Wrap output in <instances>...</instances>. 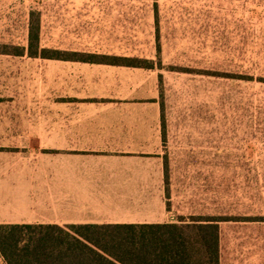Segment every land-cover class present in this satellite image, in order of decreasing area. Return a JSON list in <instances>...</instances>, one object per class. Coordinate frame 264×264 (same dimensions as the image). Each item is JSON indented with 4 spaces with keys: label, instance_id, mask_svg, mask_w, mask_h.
<instances>
[{
    "label": "rangeland",
    "instance_id": "rangeland-1",
    "mask_svg": "<svg viewBox=\"0 0 264 264\" xmlns=\"http://www.w3.org/2000/svg\"><path fill=\"white\" fill-rule=\"evenodd\" d=\"M32 12L43 48L159 70L174 217L264 216V0H0V44L28 45ZM220 226L221 264H264V222Z\"/></svg>",
    "mask_w": 264,
    "mask_h": 264
},
{
    "label": "crops",
    "instance_id": "crops-1",
    "mask_svg": "<svg viewBox=\"0 0 264 264\" xmlns=\"http://www.w3.org/2000/svg\"><path fill=\"white\" fill-rule=\"evenodd\" d=\"M24 55L47 60L20 62L30 71L17 74ZM160 76L31 56L29 37L26 46L0 44V224L175 222L165 203Z\"/></svg>",
    "mask_w": 264,
    "mask_h": 264
},
{
    "label": "trees",
    "instance_id": "trees-1",
    "mask_svg": "<svg viewBox=\"0 0 264 264\" xmlns=\"http://www.w3.org/2000/svg\"><path fill=\"white\" fill-rule=\"evenodd\" d=\"M31 15V56L154 68L148 60L138 57L39 51V18H35V12ZM231 77L255 80L249 74ZM168 171L165 160L166 185ZM229 221L263 223L264 216H180L169 223L80 224L67 229L56 225L0 224V255L6 264H221L220 224Z\"/></svg>",
    "mask_w": 264,
    "mask_h": 264
}]
</instances>
